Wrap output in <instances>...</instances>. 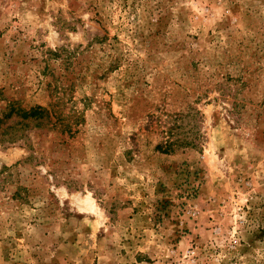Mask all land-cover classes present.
Instances as JSON below:
<instances>
[{
  "label": "rangeland",
  "instance_id": "rangeland-1",
  "mask_svg": "<svg viewBox=\"0 0 264 264\" xmlns=\"http://www.w3.org/2000/svg\"><path fill=\"white\" fill-rule=\"evenodd\" d=\"M0 118V264H264V0H0Z\"/></svg>",
  "mask_w": 264,
  "mask_h": 264
},
{
  "label": "trees",
  "instance_id": "trees-1",
  "mask_svg": "<svg viewBox=\"0 0 264 264\" xmlns=\"http://www.w3.org/2000/svg\"><path fill=\"white\" fill-rule=\"evenodd\" d=\"M8 106H9L8 114H6L7 116L11 114L12 112L14 113L19 112L20 114H22L23 118H31L34 120H42L48 117L47 110L45 108H41L38 106L29 107L27 109H21V108L14 107L13 103L9 104ZM1 119L2 118H0V123L2 121ZM173 144H174L173 141H169L167 142L166 145H161V144L157 145V148L161 149L162 151L171 150Z\"/></svg>",
  "mask_w": 264,
  "mask_h": 264
}]
</instances>
